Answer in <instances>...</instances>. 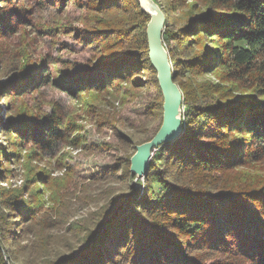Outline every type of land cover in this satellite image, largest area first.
<instances>
[{
	"label": "rangeland",
	"instance_id": "obj_1",
	"mask_svg": "<svg viewBox=\"0 0 264 264\" xmlns=\"http://www.w3.org/2000/svg\"><path fill=\"white\" fill-rule=\"evenodd\" d=\"M100 1L56 0L51 7L48 3L39 7L33 0H12V14L23 9L26 17L17 30L0 38V124L11 119L39 122L58 112L65 141L52 153L28 142L11 146L12 135L0 127V208L13 228L0 218V258L6 264L70 261L84 249L105 211L123 197L141 196L147 189L146 177L137 180L128 169L136 148L162 125L163 97L155 73L130 74L102 91L56 83L70 82L89 63L99 65L98 50L106 45L123 56L139 52L135 58H144L142 32L148 17L136 0H118V5L105 9L91 7ZM160 2L170 10L169 33L182 29L194 12L211 10L204 0L196 11L192 10L196 0ZM81 33L94 35L95 44L83 40ZM205 44L213 46L212 41ZM167 45L178 58L188 51L186 42L170 38ZM44 76L48 81L44 82ZM180 76L188 93L228 90L232 100L249 96L264 100L250 77L231 79L222 64L211 72L184 71ZM4 150L10 154L6 156ZM176 169L168 177L173 183L179 178ZM179 176V184L198 194L219 188L231 193L258 190L264 186V160ZM10 196L28 209L24 220L7 207L5 200ZM219 254L205 256L208 264L226 260Z\"/></svg>",
	"mask_w": 264,
	"mask_h": 264
},
{
	"label": "trees",
	"instance_id": "obj_2",
	"mask_svg": "<svg viewBox=\"0 0 264 264\" xmlns=\"http://www.w3.org/2000/svg\"><path fill=\"white\" fill-rule=\"evenodd\" d=\"M154 1L165 13L168 23L169 8L160 0ZM201 2L196 0L192 10L200 9ZM45 3L51 7L56 0H33L39 7ZM203 3L211 10L194 12L178 32L169 33L166 24L163 36L175 83L183 93L181 136L155 153L146 175V191L141 196L131 194L120 199V209L101 232L109 209L103 213L100 225L88 235L83 245L87 246L80 248L79 256L73 255L67 262L60 259L54 264H205V256L219 253L226 260L211 264H264V186L238 193L220 192L219 188L212 193L198 194L179 184L180 174L216 172L264 160V100L251 96L232 100L228 90L188 93L179 82L184 71L211 72L216 64H222L231 79L250 77L257 94L264 98V0H204ZM118 4V0H102L91 7L105 9ZM12 7V0H2L0 4V38L12 34L25 20L26 11L19 9L12 14ZM149 21L148 17L142 32L141 49L145 50L142 61L135 58L139 52L123 56L106 45L98 50L102 58L99 65L89 63L70 82L60 79L56 83L70 89L74 83L78 88L102 91L113 80H122L140 71H152L157 79L149 60L146 36ZM80 35L95 44L94 35ZM170 38L187 43L184 57L178 58L169 50ZM206 40L212 41L213 46L205 44ZM46 81L48 77L44 76ZM161 107L163 111V100ZM60 121V114L55 112L39 122L11 119L2 122L0 127L12 135L11 146L22 147L28 142L43 152L52 153L65 141ZM4 154L10 153L4 150ZM173 169L179 177H175L176 184L168 178L172 177ZM244 194L248 197L242 199ZM5 203L22 220L27 216L28 209L16 197H7ZM5 216L0 208L1 220L13 229ZM0 264L6 262L0 258Z\"/></svg>",
	"mask_w": 264,
	"mask_h": 264
},
{
	"label": "water",
	"instance_id": "obj_3",
	"mask_svg": "<svg viewBox=\"0 0 264 264\" xmlns=\"http://www.w3.org/2000/svg\"><path fill=\"white\" fill-rule=\"evenodd\" d=\"M136 1L142 13L150 19L146 29L149 60L151 67L157 74V81L163 96V122L160 129L150 141L136 148V153L130 160L131 175L137 180H141L146 177L149 164L155 153L162 146L175 142L181 136L184 128V117L183 93L175 83V74L172 70L169 52L163 40L167 24L165 13L154 0ZM120 207L119 204L109 209L106 219L101 224V232Z\"/></svg>",
	"mask_w": 264,
	"mask_h": 264
}]
</instances>
